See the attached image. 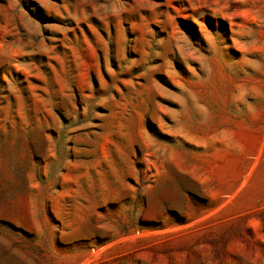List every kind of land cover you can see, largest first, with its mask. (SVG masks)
Segmentation results:
<instances>
[{
  "label": "rangeland",
  "instance_id": "rangeland-1",
  "mask_svg": "<svg viewBox=\"0 0 264 264\" xmlns=\"http://www.w3.org/2000/svg\"><path fill=\"white\" fill-rule=\"evenodd\" d=\"M0 264H264V0H0Z\"/></svg>",
  "mask_w": 264,
  "mask_h": 264
}]
</instances>
